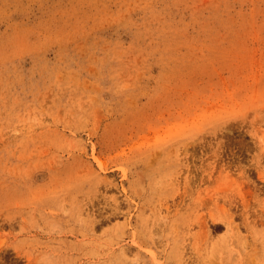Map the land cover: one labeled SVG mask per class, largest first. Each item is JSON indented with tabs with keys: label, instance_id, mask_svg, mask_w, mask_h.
Wrapping results in <instances>:
<instances>
[{
	"label": "rangeland",
	"instance_id": "obj_1",
	"mask_svg": "<svg viewBox=\"0 0 264 264\" xmlns=\"http://www.w3.org/2000/svg\"><path fill=\"white\" fill-rule=\"evenodd\" d=\"M0 264H264V0H0Z\"/></svg>",
	"mask_w": 264,
	"mask_h": 264
}]
</instances>
